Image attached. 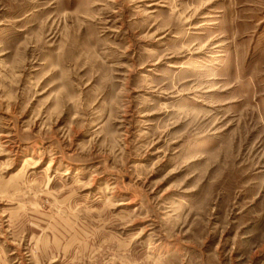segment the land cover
Here are the masks:
<instances>
[{"label":"rangeland","instance_id":"1","mask_svg":"<svg viewBox=\"0 0 264 264\" xmlns=\"http://www.w3.org/2000/svg\"><path fill=\"white\" fill-rule=\"evenodd\" d=\"M0 264H264V0H0Z\"/></svg>","mask_w":264,"mask_h":264}]
</instances>
